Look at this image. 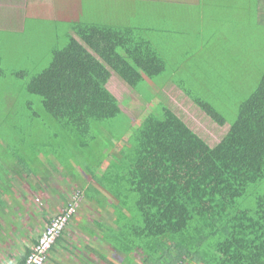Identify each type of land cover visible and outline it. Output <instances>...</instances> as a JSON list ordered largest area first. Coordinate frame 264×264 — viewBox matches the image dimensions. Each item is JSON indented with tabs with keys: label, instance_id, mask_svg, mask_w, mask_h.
I'll return each instance as SVG.
<instances>
[{
	"label": "rangeland",
	"instance_id": "rangeland-1",
	"mask_svg": "<svg viewBox=\"0 0 264 264\" xmlns=\"http://www.w3.org/2000/svg\"><path fill=\"white\" fill-rule=\"evenodd\" d=\"M206 1L213 2L210 6L221 7L218 15L213 13L212 17V11L207 8L209 5L203 4ZM227 2L228 0H28L27 6L23 3L16 5L18 9H14V16L17 19H13L12 25L6 18L2 20L0 204L8 216L0 217V264L7 262L2 253L11 254V259L19 256L21 250L16 249L24 246L25 242L28 245L30 239L37 235L31 233L41 229L43 217H49V213L53 216L52 211L54 214L62 212L60 205L63 202H48L46 199L49 198L44 190H47V181H51L53 196L72 195L74 198V214L65 228L66 234H73L76 226H94L91 221L99 219L109 223L99 225L103 230L99 229L101 234H98L108 240L109 245L115 244L129 254L133 264H143V251L148 254L146 256L158 257V252L152 250L147 236L137 237L133 234L132 230L138 224L122 223L112 214L111 209H106L109 213L102 217H93L90 214L93 202L82 199V193L79 194L78 189L74 190L73 183V176H80L88 185L92 182L85 178L82 167L86 163L84 158L89 149L84 148L77 152L75 156L79 161L69 158L65 160L66 152L60 148L65 137L61 136L56 147L62 151V164L67 170L61 166L62 161L57 155L51 156L50 148H43L49 147L46 144L48 136L42 134L45 133L44 130L39 132L36 127L29 126L28 121L32 110L41 114L43 109L40 99L26 92L24 77L28 74L36 75L48 68L58 53L80 38L92 32L110 33L114 36L120 56L128 58L134 64L138 60L154 58L158 64L166 66V69L162 67L163 75L157 81L143 67H137L142 83L134 90L112 75L107 87L120 102L121 114L107 123L113 124L112 128H105L100 132L103 135L113 134L118 141L111 154L119 158L127 154L136 157L137 149L120 141L123 137L126 140V131L136 129L145 117L157 114L159 106L170 108L213 146L236 120L238 104L251 95L262 74V68L264 69V0H251L252 7L247 9V16L243 13L228 15L227 9L222 7ZM256 2L260 14L257 13ZM196 9L199 14L193 17ZM205 12L207 15L203 19ZM199 18L207 21L209 25L201 22L205 25L201 35L203 39L199 38L198 45L194 46L192 41L183 38L184 31L174 23L186 20L185 23L194 22L190 24V28L201 27ZM167 23L174 27L169 32L172 36L169 39L164 37V25L167 26ZM215 28L216 31L212 34ZM173 38L175 40L170 41ZM177 87L191 98L211 106L224 118L225 125L220 127L206 117ZM40 150H44L43 153ZM108 157L96 177L106 187L108 195L115 200L114 204L126 205L127 194L134 192L138 179L137 159L115 162L117 159L110 155ZM23 159L25 164L31 166V171L27 173L30 175L20 176L14 173L18 167L25 168ZM68 160L71 167L66 164ZM114 164L120 166V173L114 170ZM7 180L14 188L12 202L2 197L9 190L2 187L7 186ZM36 186L44 191L38 190L34 193ZM100 189L96 188L95 192L102 194ZM6 195L10 196L11 192ZM88 232L91 235L97 234L93 228H89ZM76 233L87 240L88 233L81 230ZM62 238L67 241L65 236ZM87 253H91L90 250ZM92 257L95 256L92 254ZM240 264H264L263 238L255 241Z\"/></svg>",
	"mask_w": 264,
	"mask_h": 264
},
{
	"label": "trees",
	"instance_id": "trees-1",
	"mask_svg": "<svg viewBox=\"0 0 264 264\" xmlns=\"http://www.w3.org/2000/svg\"><path fill=\"white\" fill-rule=\"evenodd\" d=\"M200 25H186L194 46L200 31L208 26ZM139 66L155 81L163 75L162 67L166 69L154 58L134 64L120 56L110 33L92 32L80 38L58 53L48 68L24 77L26 92L38 97L43 109L41 114L31 111L29 126L45 131L42 134L48 136L49 147L43 148H50L62 167V151L57 150L61 136L65 137L60 147L66 152L65 160L79 161L77 152L89 149L82 167L85 178L92 182L88 185L80 176H73L74 190L93 202V217H102L111 209L122 223L138 224L133 234L147 236L152 250L158 252V257L152 258L143 251V264H240L255 241L264 239V69L251 95L238 104L236 120L215 145L170 108L159 106L157 114L145 117L136 129L130 127L127 139L120 141L136 148L137 156L119 158L111 154L118 143L113 134L100 133L112 128L114 125L107 123L121 114L120 102L107 86L114 75L129 89H136L142 83ZM180 91L206 117L220 127L225 125L211 106ZM108 154L117 159L115 162L137 159L138 179L134 192L127 194L126 205L114 204L96 177ZM24 159L26 166L18 167L16 175L31 171ZM69 160L66 164L70 166ZM113 168L120 173L118 164ZM96 188H101L102 194L96 193ZM59 198L62 212L72 208V195ZM62 212L52 220L46 218L45 228ZM91 222L98 229L109 223ZM64 231L51 245L47 259ZM33 248L23 250L19 264H24Z\"/></svg>",
	"mask_w": 264,
	"mask_h": 264
},
{
	"label": "crops",
	"instance_id": "crops-1",
	"mask_svg": "<svg viewBox=\"0 0 264 264\" xmlns=\"http://www.w3.org/2000/svg\"><path fill=\"white\" fill-rule=\"evenodd\" d=\"M207 3H203L204 5H209L207 8L210 9L212 12H211V15L213 13H216L218 15L219 13V10L221 9L220 6H216V7H213V6H210L213 2L212 1H206ZM18 3H23L25 6H27L28 4V0H0V30H1V25H2V20L4 18L7 19L8 22H10V25L13 24V19L16 18L14 16V9H18L16 8V5L18 6ZM43 4V2L41 3ZM256 6L258 7V12L260 14V10H259V6H258V3L256 2ZM222 7H224V10H226V13H228V15L230 14H238V13H243L244 16H247V14L249 15L247 9L248 8H251L252 7V3H251V0H234L233 2L228 0L227 3H225ZM198 8V7H196ZM199 9V8H198ZM199 12L197 11V9L195 10V13H193V17L194 15L197 17ZM176 15V14H175ZM207 15V12L204 13V15L202 16V18L204 19ZM188 17H190L189 14H187ZM20 17V16H19ZM209 17V16H208ZM213 17V15H212ZM240 17V15L238 16ZM17 19V18H16ZM199 18V24H201V22H204L205 24H208L207 21L203 20ZM176 21V19H173ZM186 20H182V21H176L174 24H176L182 31H184V39L185 40H191L189 39L188 37H191L192 35L190 33H188L187 28H186V25L189 23H194V22H191V21H188L187 23H185ZM186 24V25H185ZM209 25V24H208ZM8 26V25H6ZM170 27V29H167V27ZM165 31H164V37L165 39H169L171 38L172 36L170 32V30L174 29L173 25L171 26L169 23H167V26H165ZM204 31V30H203ZM203 31H200V33L202 34ZM216 31V28L215 30L213 31L215 33ZM167 32V33H166ZM197 38H200V39H203L201 38V36L197 37ZM196 38V39H197ZM175 39H171L170 41H174ZM199 41V40H197ZM197 41H194V42H197ZM194 48L192 47V50ZM197 50V49H196ZM22 174H20L21 176ZM54 179V178H53ZM51 181H47L46 182V186L48 189L51 188V190H45V193H48L49 195V198H46L49 202L50 201H59L61 202L62 199H60L58 196H53L54 193L52 190V186H51ZM6 189H9L7 192H11V195L8 196L6 195V193H3L2 194V197H4L6 200H10L12 202L13 200V197L15 196L14 195V188L12 186H8V180H7V186H6ZM38 190H43L42 188L40 189L38 186H36V189L34 188V193H36V191ZM43 190V191H44ZM16 194V193H15ZM23 195V197H22ZM21 197L24 198V194H22ZM0 203H1V200H0ZM6 208H9L8 206H5ZM50 207L48 206V209ZM5 208H3L0 204V217L2 216V218H6L8 216L7 214V211L5 210ZM53 214V216L49 213L47 215H50L49 217H43L42 219V227L40 230H37V231H34L32 232L31 234H35L37 233V235L35 237H32L27 245V243L25 242V245L21 248H17L16 250H21L19 252V256L15 258H12L11 259V254L9 253H6V255L2 253V256H4L3 258H5L4 260H6V264H19V258L20 256L23 254V250L25 248H33V246L38 242V240L40 239L43 231H44V228H45V224H46V218L48 220H52L53 218H55V216H57L58 214H54V212L52 211L51 212ZM42 215H45L44 213H42ZM76 228L74 233L72 231L73 234H71L70 232H67V234L65 233V231L63 232V236H65V238L67 239V241L65 240H62L63 238L61 237V240L57 241L56 245L54 246V248L52 249V251L50 252L49 256H48V264H131L129 262H127L126 260L130 259V255L129 254H126L123 250H121V248H119V246L115 245V244H111L109 245V241L104 239V237L99 234L100 231H98L99 229L100 230H103L102 228H97L96 226H92L91 227H87V225L85 226H76L74 227ZM89 228H93L94 232L97 233V234H94V235H91L89 232H88V229ZM114 229V228H113ZM77 230H81L83 232H86L88 233V237H87V240L86 237H83L82 235L80 236V234H77L76 231ZM99 233V234H98ZM95 239V240H91V238ZM69 238V239H68ZM74 241V242H73ZM90 250L91 253H87V251ZM92 254L95 256V257H92ZM8 258V259H7ZM10 258V259H9ZM9 261H12V262H8ZM16 261V262H13V261ZM132 261V260H131ZM133 263V262H132Z\"/></svg>",
	"mask_w": 264,
	"mask_h": 264
},
{
	"label": "built area",
	"instance_id": "built-area-1",
	"mask_svg": "<svg viewBox=\"0 0 264 264\" xmlns=\"http://www.w3.org/2000/svg\"><path fill=\"white\" fill-rule=\"evenodd\" d=\"M74 211L73 208L63 211L55 221L49 224L40 237L39 243L32 249V252L26 258L24 264H45L48 251L51 245L58 238L59 234L65 229L71 220Z\"/></svg>",
	"mask_w": 264,
	"mask_h": 264
},
{
	"label": "clouds",
	"instance_id": "clouds-1",
	"mask_svg": "<svg viewBox=\"0 0 264 264\" xmlns=\"http://www.w3.org/2000/svg\"><path fill=\"white\" fill-rule=\"evenodd\" d=\"M72 208H75V206H72ZM69 224V223H68Z\"/></svg>",
	"mask_w": 264,
	"mask_h": 264
}]
</instances>
